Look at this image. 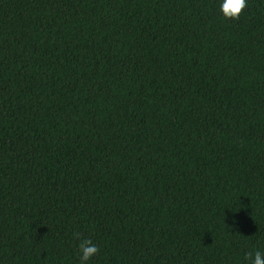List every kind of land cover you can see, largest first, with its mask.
Segmentation results:
<instances>
[{
	"label": "trees",
	"instance_id": "16d2710c",
	"mask_svg": "<svg viewBox=\"0 0 264 264\" xmlns=\"http://www.w3.org/2000/svg\"><path fill=\"white\" fill-rule=\"evenodd\" d=\"M247 264L264 252V0H0V264Z\"/></svg>",
	"mask_w": 264,
	"mask_h": 264
},
{
	"label": "clouds",
	"instance_id": "9594fccd",
	"mask_svg": "<svg viewBox=\"0 0 264 264\" xmlns=\"http://www.w3.org/2000/svg\"><path fill=\"white\" fill-rule=\"evenodd\" d=\"M248 8V0H220V12L226 20L238 21ZM73 238L79 241L80 264L87 262L98 255L100 249L89 238L79 232H73ZM247 264H264V252L258 249L249 251L244 257Z\"/></svg>",
	"mask_w": 264,
	"mask_h": 264
}]
</instances>
